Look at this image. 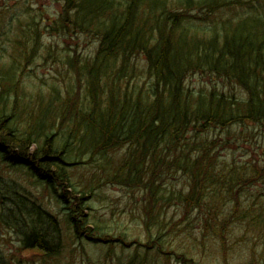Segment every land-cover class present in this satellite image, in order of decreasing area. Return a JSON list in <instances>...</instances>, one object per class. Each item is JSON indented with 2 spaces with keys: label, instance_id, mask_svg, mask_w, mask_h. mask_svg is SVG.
Wrapping results in <instances>:
<instances>
[{
  "label": "trees",
  "instance_id": "trees-1",
  "mask_svg": "<svg viewBox=\"0 0 264 264\" xmlns=\"http://www.w3.org/2000/svg\"><path fill=\"white\" fill-rule=\"evenodd\" d=\"M3 2L0 24L9 25L13 18H1L10 12ZM24 8L17 21L26 22L20 30L36 46L38 20L30 6ZM54 25L64 36L86 35L97 44L85 64L72 52L85 97L72 111L67 100L61 114L62 123L72 126L63 141L78 163L67 164L66 154L54 152L49 140L59 133L45 130L47 118L20 135L13 114L3 111L0 163L47 186L69 206L66 219L74 233L96 242L108 243L109 236L94 233L86 196H79L69 173L84 164L82 148L89 164L126 150L110 183L142 193L144 227L154 246L163 248L165 238L179 232V224L165 218L175 206L206 214L213 230L224 226L220 209L245 194L249 177L264 180V0H64ZM16 76L11 73V83ZM196 76L210 87L190 88ZM242 142L262 149L261 161L230 163L228 152ZM19 189L0 184V224L17 228L25 248L47 253V238L61 239L59 219ZM249 220L246 212L234 223Z\"/></svg>",
  "mask_w": 264,
  "mask_h": 264
},
{
  "label": "rangeland",
  "instance_id": "rangeland-1",
  "mask_svg": "<svg viewBox=\"0 0 264 264\" xmlns=\"http://www.w3.org/2000/svg\"><path fill=\"white\" fill-rule=\"evenodd\" d=\"M2 1L10 12L3 11L1 18L9 21L13 18V22L0 24V111L9 116L13 114L20 135H28L37 122L47 118L45 130L59 133L62 140L68 138L63 133H70L72 126L62 123L61 118L65 102L68 100L71 111L77 110L85 97L72 70L71 54L75 52L79 63L85 64L95 55L97 44L86 35L64 36L57 30L54 24L62 13L64 0H0V4ZM23 4L30 6L33 11L30 16L35 15L38 20L36 46L25 42L20 29L27 27L26 22L17 21L26 9ZM137 64L145 67L141 59ZM11 73H17L13 83ZM210 84L198 76L189 82L193 90L202 86L209 88ZM237 92L241 90L237 88ZM1 94L5 100L1 99ZM16 98L19 100L17 106L13 104ZM253 145V142L240 143L228 152L227 159L238 165L256 158L261 161L262 149ZM125 152L123 149L109 153L90 164L87 163L89 157L83 156L84 164L69 170L74 187L81 192L79 196H86L84 203L90 208L87 213L97 227L94 233L107 234L111 237H107L108 243L77 236L67 223L68 205L59 202L47 186L26 176L24 170H14L0 163V184L20 187L22 195L24 191L31 193L58 217L62 229L59 243L46 253L38 248H25L22 233L1 223L0 264H264V180L249 181L252 177L248 178L249 188L245 189V194L238 193L229 206L220 209V213L225 211L226 223L224 226L218 224L216 230L204 212L203 217L195 211L186 214L179 206L166 210L165 218L172 225L179 224V232L166 237V245L158 248L150 243L152 237L145 231L142 193L110 183ZM182 185L179 179L176 186ZM246 212L253 220L234 223L236 216Z\"/></svg>",
  "mask_w": 264,
  "mask_h": 264
},
{
  "label": "bare ground",
  "instance_id": "bare-ground-1",
  "mask_svg": "<svg viewBox=\"0 0 264 264\" xmlns=\"http://www.w3.org/2000/svg\"><path fill=\"white\" fill-rule=\"evenodd\" d=\"M50 134H53V133H48V135H50ZM49 142L52 145V148L54 149V152L66 154V156L68 158V160H66L67 164H71L72 165V164L78 163V161H77L78 159L73 155L71 150L66 146V143L61 138L53 137V138H51L49 140ZM41 145H42V143L38 144L36 149L40 148ZM86 152H87V149L85 150L84 148H82V153H83V155L85 157H86V155H85ZM61 158H63V157L61 156ZM53 239L54 238L52 236L47 238L48 244L52 242L50 244V247H55L54 245L58 244L56 241H53Z\"/></svg>",
  "mask_w": 264,
  "mask_h": 264
}]
</instances>
